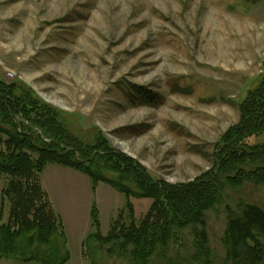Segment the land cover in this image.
<instances>
[{"label": "rangeland", "instance_id": "1", "mask_svg": "<svg viewBox=\"0 0 264 264\" xmlns=\"http://www.w3.org/2000/svg\"><path fill=\"white\" fill-rule=\"evenodd\" d=\"M263 75L264 0H0V82L26 86L59 111L73 137L92 145L102 136L154 180L186 183L210 170L221 135L238 122L240 102ZM130 85L149 89L158 103L133 105ZM249 144H264V134ZM71 172L79 179L69 178ZM74 182L86 183L88 194H53V206L66 223V264H91L72 238L67 203L82 198L94 204L106 235L126 200L103 183L92 190L82 173L46 168L47 188ZM5 183L1 178L2 223L10 210L5 201L1 211ZM133 202L137 218L150 205ZM240 202L264 210V185L226 186L206 213L213 264L224 260L226 209ZM191 230L178 232L166 257L158 253L150 264H195ZM95 261L131 264L128 255L105 252Z\"/></svg>", "mask_w": 264, "mask_h": 264}, {"label": "trees", "instance_id": "2", "mask_svg": "<svg viewBox=\"0 0 264 264\" xmlns=\"http://www.w3.org/2000/svg\"><path fill=\"white\" fill-rule=\"evenodd\" d=\"M127 98L133 105L147 106H155L159 99L136 85H130ZM0 123V179L6 181L1 211L5 201L10 206L6 223L0 214V260L22 264L69 260L62 223L41 183L49 165L82 173L90 179L92 190L103 183L126 200L106 235L92 205L91 231L82 244V256L91 264H99L95 259L102 252L128 255L131 264H150L158 253L166 257L170 245L178 243V232L188 228L192 229V262L213 264L206 213L221 202L226 186L264 185V144H249L264 134V75L258 86L246 91L238 122L221 135L212 168L186 183L154 180L139 162L111 148L102 136L92 145L83 144L65 129L57 109L22 84L0 82ZM136 199L150 200L139 218ZM226 212L222 264H264V210L240 202Z\"/></svg>", "mask_w": 264, "mask_h": 264}, {"label": "crops", "instance_id": "3", "mask_svg": "<svg viewBox=\"0 0 264 264\" xmlns=\"http://www.w3.org/2000/svg\"><path fill=\"white\" fill-rule=\"evenodd\" d=\"M48 167V166H47ZM46 167V168H47ZM54 174H56V176H58L59 170L55 169L53 170ZM45 175H46V169L44 170L42 177H41V183H42V187L43 189L46 191L49 200L51 202V205L54 209L53 206V201H52V196L53 194H62L66 191H71V192H75L78 193L80 195V197L86 196V194H88L87 191V184L84 182H81L79 185L77 183H71L69 184L66 188L64 185L61 184H55V185H49V188H47L46 183H45ZM67 176L69 178L72 179H79L80 176H78V174L71 172L70 174H67ZM68 221L70 223H72V238L76 239V243H80L81 246L84 242V240L86 239V237L88 236V234L91 231V218H90V213H91V203L90 205L87 206V202L86 200L82 201V198L80 200H74V202H68ZM56 213V211H55ZM56 215H58L59 219L62 220L64 227H65V231H66V240H68V235H67V229H66V223L63 219V215L61 213H57ZM81 255H82V247H81ZM83 258V256H82ZM14 264H22V263H18V262H14ZM29 264H34V263H29Z\"/></svg>", "mask_w": 264, "mask_h": 264}, {"label": "built area", "instance_id": "4", "mask_svg": "<svg viewBox=\"0 0 264 264\" xmlns=\"http://www.w3.org/2000/svg\"><path fill=\"white\" fill-rule=\"evenodd\" d=\"M8 76H9V77H12V76H13V74H12V73H10Z\"/></svg>", "mask_w": 264, "mask_h": 264}]
</instances>
